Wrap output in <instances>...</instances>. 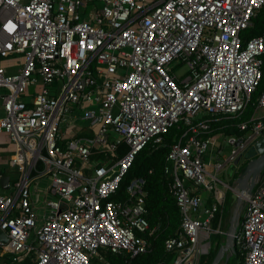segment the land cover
<instances>
[{"label": "built area", "instance_id": "built-area-1", "mask_svg": "<svg viewBox=\"0 0 264 264\" xmlns=\"http://www.w3.org/2000/svg\"><path fill=\"white\" fill-rule=\"evenodd\" d=\"M101 1L0 0V134L17 146L6 159L16 176L0 193L7 235L0 258L91 264L100 248L130 257L145 252L144 179L129 181L127 199L110 197L137 152L161 143L177 124L185 130L171 143L163 172L180 226L164 243L174 256L156 264H199L211 233L223 234L226 191L217 182L244 196L238 264H264V176L250 194L217 177L261 135L264 117L246 136H226L231 150L223 161L203 158L219 146L203 135L210 119L241 113L261 80L264 35L243 31L264 0ZM257 107L264 108V93ZM76 115L88 134L65 140L62 124ZM92 153L101 157L93 162ZM41 175L50 185L39 220L30 188ZM201 187L215 199L206 203Z\"/></svg>", "mask_w": 264, "mask_h": 264}, {"label": "trees", "instance_id": "trees-1", "mask_svg": "<svg viewBox=\"0 0 264 264\" xmlns=\"http://www.w3.org/2000/svg\"><path fill=\"white\" fill-rule=\"evenodd\" d=\"M254 24L251 28L243 31L244 36L264 35V5L261 6L256 16ZM262 77L252 93L250 102L244 110L234 115H217L210 119V129L203 132L205 136H213L217 133L224 135H236L238 137L245 136L251 131L253 123L257 120L254 114L257 109L258 97L264 93V54L262 55ZM245 123L244 129L240 128V124ZM185 128L177 124L172 125L163 135L161 143H147L141 148L134 157L131 166L122 178L116 192L111 195L112 199L125 200L128 197L126 186L129 181L135 177H142L144 183V206L146 212L144 216L149 222V229L143 234L149 241V248L142 253H138L133 257L128 254H114L108 249L100 248L98 254L90 258L91 264H156L157 262H169L174 256L173 252L165 249V240L174 235L180 226L179 208L175 202V198L168 190L167 178L163 172L166 155L170 149V145L174 139L178 138ZM264 135V130L262 131ZM125 151L123 145L118 147L117 155ZM101 155L92 153L91 160L95 162ZM247 161L243 163L241 168L245 166ZM264 176V170L262 171ZM210 198L207 203H210ZM216 219L212 225H216ZM221 235V234H220ZM221 241L217 242L214 247L206 253V260L199 264H209L215 255ZM239 260L242 259L241 252L235 247L233 254ZM233 255L228 259L226 264H231ZM7 257L0 258V264L7 263Z\"/></svg>", "mask_w": 264, "mask_h": 264}, {"label": "water", "instance_id": "water-1", "mask_svg": "<svg viewBox=\"0 0 264 264\" xmlns=\"http://www.w3.org/2000/svg\"><path fill=\"white\" fill-rule=\"evenodd\" d=\"M239 142L240 140L237 141V143ZM253 147L257 152V156L250 159L245 164L235 181L236 187L240 191V193L246 192V194H250L256 180L262 176V171L264 170V135H261L254 140ZM8 179L9 178L7 176H4L2 178V180L5 182H7ZM1 185L4 186L3 183H1ZM233 197L236 198L235 209L231 212V215L227 222V227L225 226L226 229L224 228L223 230L224 238L221 241L215 255L213 256L209 264H221V262H223L222 264H226L228 259L235 252V235L238 231L239 224L242 219V211L245 207V202L239 194H235L233 195ZM239 202L240 208L236 212L235 210ZM0 241L3 243L7 242V235L1 229Z\"/></svg>", "mask_w": 264, "mask_h": 264}, {"label": "rangeland", "instance_id": "rangeland-1", "mask_svg": "<svg viewBox=\"0 0 264 264\" xmlns=\"http://www.w3.org/2000/svg\"><path fill=\"white\" fill-rule=\"evenodd\" d=\"M92 4H88L87 5V9L89 10ZM182 71V70H181ZM2 92V90L0 89V93ZM65 124H62V127ZM217 138H219V135H216ZM246 136V135H245ZM221 144H222V148L221 150L218 152L217 149L215 148H209L207 150L206 153H204L203 158L204 161L209 164V162H213L214 160H220L223 161V159L225 157H227L230 153L231 150V145L229 143H227V137L224 136L222 138L219 139ZM257 156V152L255 151L254 147H253V143L248 144V146L242 151L241 156L239 158V160L235 163H230L228 165H226L224 168H222L219 172H217V177L223 181L224 183L228 184L229 186H232L234 184V182L236 181L237 176L239 175L240 171H241V166L243 165V163L245 161H249L250 159L254 158ZM8 164H4V169L7 171L8 170ZM207 169L208 170H213L212 167H210L209 165H207ZM16 173H14V175L12 176V178H15ZM36 178H34L32 180V182L35 180ZM43 181H47V178L44 177L42 178ZM41 179L38 180V182L41 183ZM31 182V183H32ZM32 185V184H31ZM219 190H225L226 191V199H225V203L223 205V212H222V228L224 229L225 226L227 227V222L229 220V217L231 215V212L235 209V201L236 198L233 197L234 192L230 189L225 188L224 184L221 182H217V186H216ZM9 191V190H6ZM4 192V191H3ZM2 193V192H1ZM200 193L201 196L207 197V195H211V192H209L208 190H206L205 188L201 187L200 188ZM218 224L216 225H212V229H217ZM226 229V228H225ZM224 238L223 234H218V233H211L210 236V242H211V249L214 247V245L219 241H222ZM206 255L207 254H203L200 258L201 262H204L206 260ZM240 260L238 258H236V256L233 255V258L231 260V264H238ZM223 262H221L222 264Z\"/></svg>", "mask_w": 264, "mask_h": 264}, {"label": "crops", "instance_id": "crops-1", "mask_svg": "<svg viewBox=\"0 0 264 264\" xmlns=\"http://www.w3.org/2000/svg\"><path fill=\"white\" fill-rule=\"evenodd\" d=\"M101 4H102L101 0H93L94 6L100 7ZM1 94H2V92L0 93V95ZM260 117H264V108H261V107L258 108L257 107L256 112L254 114V118L257 119ZM84 127H85V122H83L76 115L74 121L70 120V121L66 122L65 125L63 126V133H62L63 138L65 140H67L73 135L76 136V135L88 134L87 132H85L83 130ZM216 135H219V138H217ZM261 135H263V133H261ZM224 136H226V135H224L223 133H217V134L212 136L214 138V141L217 142L219 144V146L221 145V148H222V144H221L219 139L224 137ZM219 146H212V147L217 149V151L219 152V149H218ZM16 148H17V146L14 143H12L11 141H9L5 135L0 134V193L3 191L5 192L8 189L7 188L8 184L10 183V180L12 179V176L15 173V170H13L9 167H8V170L6 171L4 169V164H6V159L8 158V156L10 154H13L16 151ZM4 176H7L9 178L7 182L2 180V178ZM44 177L47 178V181H45V182L42 179ZM39 179L42 180L41 183L38 182ZM1 183H3L5 187L2 186ZM31 184L32 185L30 188V199H31L32 205H33V207L37 213V216L39 217L38 219L41 220L47 212V207H46L45 201L48 198L50 178L46 175L37 176L36 179ZM209 198H210V201L215 199L214 196H212V194H211V195H207V197H204V201H206V203H207L209 201Z\"/></svg>", "mask_w": 264, "mask_h": 264}, {"label": "bare ground", "instance_id": "bare-ground-1", "mask_svg": "<svg viewBox=\"0 0 264 264\" xmlns=\"http://www.w3.org/2000/svg\"><path fill=\"white\" fill-rule=\"evenodd\" d=\"M242 198L244 197V196H241ZM241 202V201H240ZM240 202L238 203V205H237V208H236V212L239 210V208H240Z\"/></svg>", "mask_w": 264, "mask_h": 264}]
</instances>
